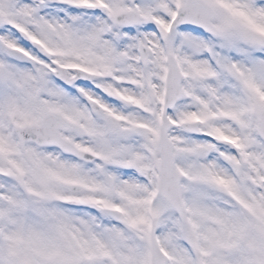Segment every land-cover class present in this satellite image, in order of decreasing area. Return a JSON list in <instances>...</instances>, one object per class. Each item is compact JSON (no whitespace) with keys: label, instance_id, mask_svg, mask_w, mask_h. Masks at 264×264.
I'll return each mask as SVG.
<instances>
[{"label":"snow or ice","instance_id":"obj_1","mask_svg":"<svg viewBox=\"0 0 264 264\" xmlns=\"http://www.w3.org/2000/svg\"><path fill=\"white\" fill-rule=\"evenodd\" d=\"M0 264H264V0H0Z\"/></svg>","mask_w":264,"mask_h":264}]
</instances>
